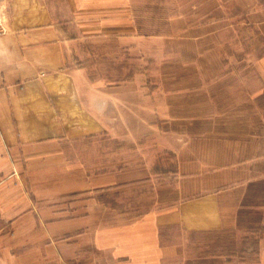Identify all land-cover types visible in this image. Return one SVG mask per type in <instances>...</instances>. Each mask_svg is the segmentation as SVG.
<instances>
[{"label":"crops","instance_id":"1","mask_svg":"<svg viewBox=\"0 0 264 264\" xmlns=\"http://www.w3.org/2000/svg\"><path fill=\"white\" fill-rule=\"evenodd\" d=\"M4 2L0 264H264V54L147 95L142 79L113 85L74 66L87 39L117 38L142 55L135 0ZM245 4L231 20L234 50L246 31L264 46V0ZM194 23L191 39L209 36ZM101 135L134 146L160 136L168 175L140 159L100 177L66 175V145ZM129 189H153V208L134 218L99 202Z\"/></svg>","mask_w":264,"mask_h":264},{"label":"rangeland","instance_id":"2","mask_svg":"<svg viewBox=\"0 0 264 264\" xmlns=\"http://www.w3.org/2000/svg\"><path fill=\"white\" fill-rule=\"evenodd\" d=\"M225 1L135 0L132 7L135 20L142 33L147 35L142 40L140 48L143 50L142 55H136V51L123 48L117 38L87 39L77 47L82 53L74 66L87 69V77L92 80L113 85L135 78L142 79L146 82L147 95L160 88V85L166 88L171 81L184 82L186 85L188 84L186 82L202 79L217 80L223 77L224 73L233 72V70L226 72L225 66L238 64L244 69L246 65L263 56V42L260 38L250 39L249 31H246L243 32L244 36L240 42L237 39V42L241 43V50H234V23L231 20L235 13L246 16L248 8L244 3L248 5L249 0H243V6L239 7H235L231 0ZM224 16L226 22H220L219 18ZM196 18L198 22H191ZM193 23L194 27H198V30L194 31L209 32V36L191 39L189 31ZM225 27L231 30L229 36L223 32ZM154 33L161 35V38L150 40L148 35ZM224 36L226 37L223 38ZM202 46L207 48L202 50ZM159 137L147 135L135 146L123 142L120 135H101L71 142L65 148V173L82 176L96 174L100 177L120 172L140 159L142 163H150L155 173L163 178L168 175L170 163L168 155L164 153L161 155L159 148L155 147ZM161 183L159 180V184ZM153 194V189L140 191L129 189L127 195H122L120 191L107 198L99 195V202L127 209L131 217L137 218L153 208ZM175 232L178 236L182 234Z\"/></svg>","mask_w":264,"mask_h":264},{"label":"built area","instance_id":"3","mask_svg":"<svg viewBox=\"0 0 264 264\" xmlns=\"http://www.w3.org/2000/svg\"><path fill=\"white\" fill-rule=\"evenodd\" d=\"M8 10L4 0H0V37L7 34Z\"/></svg>","mask_w":264,"mask_h":264}]
</instances>
